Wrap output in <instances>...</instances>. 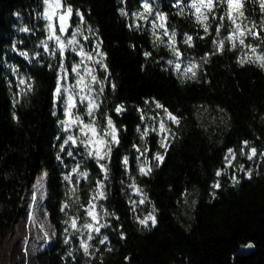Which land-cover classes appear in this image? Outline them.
<instances>
[{
    "label": "trees",
    "instance_id": "trees-1",
    "mask_svg": "<svg viewBox=\"0 0 264 264\" xmlns=\"http://www.w3.org/2000/svg\"><path fill=\"white\" fill-rule=\"evenodd\" d=\"M145 2L61 0L73 12L66 36L53 22L61 54L44 0H0V236L25 217L44 170L53 240L36 264H264V67L252 62L264 44L248 36L255 53L238 40L231 48L227 16L217 36L225 5L205 12L206 33L192 0H147L151 13ZM244 13L245 23L264 20L258 0H245ZM77 66L85 82L87 69L96 76L91 92L74 87ZM69 95L73 119L94 120L101 135L112 120L119 143L105 158L90 155L81 125L68 123ZM82 95L98 105L91 116ZM90 202L98 223L86 214Z\"/></svg>",
    "mask_w": 264,
    "mask_h": 264
},
{
    "label": "snow or ice",
    "instance_id": "snow-or-ice-1",
    "mask_svg": "<svg viewBox=\"0 0 264 264\" xmlns=\"http://www.w3.org/2000/svg\"><path fill=\"white\" fill-rule=\"evenodd\" d=\"M45 5H47L48 7L46 8V11L44 13V19H46L47 21H49L48 24V28H49V39H55L56 44L59 46V49L61 51V54H63V51L65 49V43L61 40L60 36H57L55 34L54 28H53V18L57 17V10L60 9L62 7V3L61 0H44ZM258 3L260 5V7L262 9H264V0H258ZM216 4H221V5H225L226 6V11L224 13V15H222L220 17V23L217 25L216 28V34L217 36H219L220 34V29L222 27H224L223 21L225 16H227L228 21H229V34L228 36H226L224 39H226L231 48H235L236 47V41L238 40L239 44L241 46H245L249 49H251V51L253 53H255L257 51L256 47H253L251 44L245 45V39L248 36H251L254 40H259L262 44H264V37H262L260 35V32H264V20H261L260 24L257 25L255 22L249 21L247 23H245V21L247 20V17H245V13H244V5H245V0H192L191 4L189 5V7L191 9L194 10V15H196V19L198 22L202 23V26L204 28V31L207 33L208 31V25L207 23H204V21H206L208 19L207 15L205 14V12H211L213 10V8L216 6ZM179 7V5H177ZM144 8L146 11H148L149 13H151V7L149 5V3H147V0L144 4ZM202 9H204L205 11H202ZM72 13V8L71 7H67L64 10L63 14H60L57 19L59 20V29L61 33L65 32V27H66V21L67 19L71 16ZM77 15H80L79 13H77ZM82 19V17H81ZM159 19L161 21L165 20V17L163 15L159 16ZM213 19H215V16H213ZM157 27L160 28H164L165 25L163 23L156 25ZM25 31H27V29H24ZM77 31H79V29H77ZM165 35H167V32H165ZM75 36V33L73 34V37ZM170 40L172 41V44H170V47H172L174 54H176L177 56H179V52L178 50L174 47V42H175V33L172 34V36L170 37ZM192 37L188 36L186 38V43L191 42ZM78 43V41H76L74 38L68 41V44H75ZM214 43H216V41H214ZM223 45H224V40H220L218 43V51H222L223 50ZM45 48L47 49V43H45ZM81 55H85L82 51H81ZM88 59H92L91 56L88 57ZM259 61L261 62V66L264 67V55H258L256 56V60L252 61V62H256ZM241 63H244L245 61H240ZM179 69V65L176 66ZM191 67H189L187 69V71H191ZM73 72H75L77 74V76L79 77V79L77 80V85L74 87H79V91L80 93H83L85 91V89H87L89 92L92 91V87L91 84L96 83V76L92 74L91 69H87V75H89L91 77V82H85L84 76L80 75V72L78 70V66L77 67H73L72 69ZM193 75H195V73H193ZM21 84L24 83L23 80L20 81ZM57 94L59 95L61 93V89L58 86L57 87ZM102 91V89H101ZM67 111H66V115L69 117V124H79L81 125L80 131L86 136L88 137V139L86 141H81L82 143L85 144V147L88 148L89 146H93L92 149H90L89 154L90 155H95L96 158L98 159H103L105 158V156H107L110 152H111V147H110V143H119L118 138H117V134H116V129L112 123L111 119L107 120V130L103 132V135H101L100 131L97 130V128L95 127V121H91L89 123H85L83 121V119L79 116V115H75V118L73 119V115L74 113L72 112V109L74 107H76L75 104V99H74V95H69L67 97ZM85 101H87V105H86V109H87V114L89 116L92 115L93 111L98 107L97 104H95L94 100L88 96V95H82L80 96V102L84 103ZM157 107H162V105L157 104ZM120 109H117V112H119ZM165 112L167 113V110L165 109ZM167 116L170 120H172L174 123H179V120L173 116L171 113H167ZM160 131L161 132H165L167 131V129L165 128V125L163 122H161L160 124ZM89 133L91 135H89ZM105 137H110V140L106 139ZM68 140H72L73 143H75V140L73 139L72 136L68 137ZM162 146H165L162 142ZM101 152H103L104 154L101 155ZM232 150H229V153L231 154ZM256 155V149L252 148L251 149V155H249V159H252L253 156ZM234 158V157H233ZM158 160H162L163 157L161 156H157ZM125 164H127V158H125ZM103 167V166H102ZM140 171L144 174H147V172L145 171L144 168H141ZM150 171V169L148 170ZM220 173L218 172L217 175H219ZM82 175L86 176V173H83ZM65 179H69V177H65ZM217 187L219 185H216ZM103 185H100V188H102ZM133 187H135V185H133ZM139 191V190H137ZM104 193L103 191H99L98 192V197L99 198H103ZM93 200L96 199V197L92 198ZM144 201L141 200L140 203H143ZM69 205L65 204L64 208H68ZM95 204L94 203H89V206L85 209L86 214L93 220L96 221L97 223L98 221V214L95 212ZM147 219H151L153 223H155V217H148ZM147 219L145 220H141L140 223L141 224H146L147 223ZM65 223H68V221H66ZM70 226L75 229L76 231H80V228L77 227V218H70ZM82 227L84 229H88V230H94L95 232H99L100 228L99 227H95L94 224L92 223H84L82 225ZM100 227H103V225H100ZM88 240H91L92 237L91 235H89L87 237ZM106 239V237H105ZM81 247L83 248L84 252L87 254L89 251V246L86 242L81 241ZM249 247H251V245H249Z\"/></svg>",
    "mask_w": 264,
    "mask_h": 264
},
{
    "label": "rangeland",
    "instance_id": "rangeland-1",
    "mask_svg": "<svg viewBox=\"0 0 264 264\" xmlns=\"http://www.w3.org/2000/svg\"><path fill=\"white\" fill-rule=\"evenodd\" d=\"M62 8L57 10V17L64 13ZM57 17L53 22H57ZM45 181L46 171L42 170L32 186L25 217L13 232L0 236V264H36V254L52 242L53 229L44 204L47 196Z\"/></svg>",
    "mask_w": 264,
    "mask_h": 264
},
{
    "label": "water",
    "instance_id": "water-1",
    "mask_svg": "<svg viewBox=\"0 0 264 264\" xmlns=\"http://www.w3.org/2000/svg\"><path fill=\"white\" fill-rule=\"evenodd\" d=\"M72 22H73V12L71 13V16L66 21L65 32L61 33L59 29V20L57 19V26H58V29L61 35L66 36L69 33L71 26H72Z\"/></svg>",
    "mask_w": 264,
    "mask_h": 264
}]
</instances>
